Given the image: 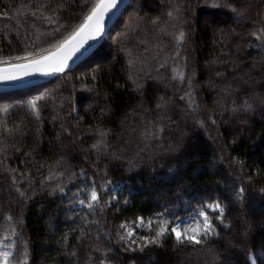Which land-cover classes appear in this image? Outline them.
I'll return each instance as SVG.
<instances>
[{
  "label": "trees",
  "instance_id": "16d2710c",
  "mask_svg": "<svg viewBox=\"0 0 264 264\" xmlns=\"http://www.w3.org/2000/svg\"><path fill=\"white\" fill-rule=\"evenodd\" d=\"M99 1L0 0V66ZM197 209L210 230L178 241ZM2 242L3 264H264V0H131L74 67L0 91Z\"/></svg>",
  "mask_w": 264,
  "mask_h": 264
},
{
  "label": "snow or ice",
  "instance_id": "6c2138e0",
  "mask_svg": "<svg viewBox=\"0 0 264 264\" xmlns=\"http://www.w3.org/2000/svg\"><path fill=\"white\" fill-rule=\"evenodd\" d=\"M115 3L116 0H110L107 4L98 3L92 7L90 12L84 17L83 23H81L66 40L61 41L57 45V51L52 52L49 55H42L39 58L31 59L28 63L17 64L16 67L23 69L20 75L28 76L30 70L41 72L43 74H57L64 72V69L68 67V61L72 58L73 53L80 52L81 49L85 48L87 42L94 41L96 37L100 36L105 14L109 12V9L112 8ZM17 59L19 60L21 57H17ZM183 77V72L178 73V79L183 80ZM15 78V75H8L3 79L11 81ZM35 109L36 106L33 104V110L35 111ZM95 146L97 145H94V147ZM90 200L91 203L88 206L91 208L98 200V194L96 191L93 190L90 193ZM81 203H84V201H81ZM212 207L216 208L218 213L223 211L219 205H212ZM121 227L124 228L125 225H121ZM208 230H210V226L205 228V231ZM190 231L194 234L187 236L180 231H174V235L177 237L178 241L183 237V239L191 240L193 243H200V239H198L200 229L192 228ZM128 234L131 233L129 232ZM163 234V232L157 233L158 236Z\"/></svg>",
  "mask_w": 264,
  "mask_h": 264
},
{
  "label": "water",
  "instance_id": "95a60500",
  "mask_svg": "<svg viewBox=\"0 0 264 264\" xmlns=\"http://www.w3.org/2000/svg\"><path fill=\"white\" fill-rule=\"evenodd\" d=\"M109 2L110 0H100L99 1V3H102V4H107ZM129 2L130 0H116L115 5L109 9L108 13L105 14L103 27H102L100 36L96 37L94 41L87 42L85 45V48L81 49L80 52L73 53L72 58L68 61V67H66L64 71L71 67H74V65H76L83 58H85L88 54H90L101 43V41L106 36L107 32L109 31V29L111 28L115 20L123 12V10L125 9L126 5ZM55 51H57V48L47 53L46 55H49L50 53L55 52ZM29 61L0 66V91L20 89L26 86L35 85L37 83L44 82L46 80H49L61 74V73L43 74L41 72L30 70L28 76L20 75L23 69L16 67V65L22 64V63H28ZM8 75H15L16 78L11 81L3 79L4 77H7Z\"/></svg>",
  "mask_w": 264,
  "mask_h": 264
},
{
  "label": "rangeland",
  "instance_id": "374dc122",
  "mask_svg": "<svg viewBox=\"0 0 264 264\" xmlns=\"http://www.w3.org/2000/svg\"><path fill=\"white\" fill-rule=\"evenodd\" d=\"M131 1V0H130ZM137 4V3H136ZM136 6V5H135ZM134 6V7H135ZM122 14V13H121ZM120 14V15H121ZM209 19L207 17H204L202 19V24H206L208 25L209 24ZM195 26L193 25V28ZM29 61V60H27ZM21 63V62H20ZM15 64V63H14ZM78 64V63H77ZM75 66V65H74ZM91 106V105H90ZM75 138L77 139V135H75ZM117 185H111L110 186V193L112 192H115L117 190ZM111 197V198H110ZM108 198H110L109 200L111 199H114L115 196H109ZM207 208L209 210H214V211H217L216 208L212 207V205H209L207 206ZM142 223H144V221L142 219H140L138 221V225H141ZM210 226L211 228V225L209 223V220H208V217H207V214L205 213V211L203 210H200V209H197L195 211H191L189 213H187L186 215L184 216H181L179 218H177L172 227H171V230L172 232L174 233V231H180L182 232L184 235H187V236H190V235H193L194 233H192L190 231V229L192 228H199L200 229V232H199V236L204 233V232H207L205 231V228ZM209 231V230H208ZM198 236V237H199ZM177 238V237H176ZM181 239H183V237H181ZM11 250L10 246L6 243V242H2L0 244V264H3L2 261L5 259L6 255L8 254V252ZM251 263L252 264H255L254 263V259L253 257H251Z\"/></svg>",
  "mask_w": 264,
  "mask_h": 264
}]
</instances>
